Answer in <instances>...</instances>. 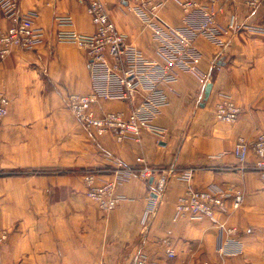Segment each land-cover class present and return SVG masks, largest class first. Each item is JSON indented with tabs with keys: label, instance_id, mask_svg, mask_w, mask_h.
Here are the masks:
<instances>
[{
	"label": "crops",
	"instance_id": "obj_1",
	"mask_svg": "<svg viewBox=\"0 0 264 264\" xmlns=\"http://www.w3.org/2000/svg\"><path fill=\"white\" fill-rule=\"evenodd\" d=\"M3 1L0 24L8 26ZM247 1L232 0L218 14L223 46L197 37L200 56L163 85V101L140 140L95 135L67 103L70 94L104 82L87 53L62 37L95 31L88 0L19 1L41 35L33 48H15L0 60V96L9 99L0 127V264H133L142 254L159 264H264V179L252 158L243 164L234 154L239 136L251 140L264 128V0ZM103 2L132 45L165 61L153 28L130 1ZM160 13L185 25L179 0H168ZM66 18L71 23L61 24ZM225 96L242 109L234 122L215 117ZM102 109L128 113L132 103L103 99L95 106ZM137 157L175 169L163 191L154 193L153 179L139 175ZM119 169L122 198L104 210L89 197L85 177L103 183ZM190 187L241 189L245 197L214 218L176 216Z\"/></svg>",
	"mask_w": 264,
	"mask_h": 264
},
{
	"label": "built area",
	"instance_id": "obj_2",
	"mask_svg": "<svg viewBox=\"0 0 264 264\" xmlns=\"http://www.w3.org/2000/svg\"><path fill=\"white\" fill-rule=\"evenodd\" d=\"M20 0H4L8 26L0 24V60L8 56L13 49H31L41 35L33 15L20 12ZM131 7L150 25L156 39L160 42L159 53L164 62L148 59L143 52L128 41L127 35L121 32L103 0H88V11L95 24L91 34L75 30L63 32L62 37L72 41L83 49L92 62L93 72L103 77V83L97 85L87 94H70L67 100L69 107L79 120L95 135L112 132L118 140L126 137L140 140L144 128L151 127L152 120L163 101L162 87L177 78L179 68L190 69L192 62L198 59L201 52L196 39L204 35L223 46L225 40L218 26L217 16L232 0H179L185 14V25L174 26L168 23L160 11L168 0H128ZM254 6L258 0H248ZM194 17L199 20L195 21ZM61 24H70L71 19H63ZM232 27V22L229 24ZM140 98L136 102L135 99ZM107 99H127L132 103L128 113L121 110H104L97 112L96 104ZM9 99L0 96V127L8 113ZM242 112L241 107L229 96L222 97L215 105V117L224 122L236 121ZM1 153V139H0ZM234 154L243 164L252 163L255 170L264 179V128L260 129L253 139L241 135L236 141ZM142 163L138 170L144 179H153L154 193L163 191L168 176L175 169L162 170L137 157ZM121 164V163H120ZM114 180L94 183L95 175L88 174L89 197L102 209L116 207L121 195L116 186L119 173ZM245 194L241 189H215L212 187H190L176 203V216L211 217L217 212L226 211L228 202L236 209L244 201ZM232 228L230 231H234ZM4 231L2 238H6ZM175 255L170 249L168 256ZM133 264H159L146 255H138Z\"/></svg>",
	"mask_w": 264,
	"mask_h": 264
},
{
	"label": "water",
	"instance_id": "obj_3",
	"mask_svg": "<svg viewBox=\"0 0 264 264\" xmlns=\"http://www.w3.org/2000/svg\"><path fill=\"white\" fill-rule=\"evenodd\" d=\"M211 87H212V83H208L206 86V98L208 97L210 93Z\"/></svg>",
	"mask_w": 264,
	"mask_h": 264
}]
</instances>
